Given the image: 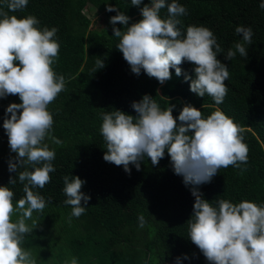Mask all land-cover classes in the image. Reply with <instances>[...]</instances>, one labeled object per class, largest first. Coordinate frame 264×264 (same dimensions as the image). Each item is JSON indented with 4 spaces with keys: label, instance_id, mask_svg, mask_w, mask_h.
I'll list each match as a JSON object with an SVG mask.
<instances>
[{
    "label": "trees",
    "instance_id": "1",
    "mask_svg": "<svg viewBox=\"0 0 264 264\" xmlns=\"http://www.w3.org/2000/svg\"><path fill=\"white\" fill-rule=\"evenodd\" d=\"M150 0L134 6L131 0H29L23 11L14 14L22 18L35 15L40 28L57 27L60 43L59 58L53 65L57 75L67 81L65 90L49 105L54 125L51 136L62 141L57 145L46 139L55 150V171L51 182L37 189L49 200L43 213H33L38 226L26 234L23 247L30 249L37 264H65L76 257L78 264H209L200 250L191 242L188 223L193 214L195 197L191 186H185L182 176L174 173L170 157L165 153L159 164L153 166L145 157L138 171L129 165L126 173L103 159L107 150L100 134L101 112L122 110L135 116L131 107L143 95L152 96L161 108L176 105L173 115L178 117L185 104L201 110L204 117L219 108L244 128V142L248 145V161L240 168H222L210 183L199 186L206 200L214 205L220 199L233 203L248 200L264 203V9L261 0H177L188 10L178 17V27L186 34L189 25L208 27L223 49L217 58L229 70L225 81L228 93L224 102L216 105L207 94L199 97L190 91L195 78L194 65L184 62L178 77L171 69L172 78L161 85L149 78L143 70L132 73L123 54L116 48L119 38L114 36L110 18L116 11L106 10L111 5L138 22L141 8ZM172 0H166L171 3ZM7 11V9L5 8ZM100 14L92 27L89 16ZM161 17L168 16L167 7ZM237 26L250 27L252 44L245 45L247 57L237 52L232 60L225 59L228 50L240 42ZM116 28L124 29L117 23ZM104 60L105 67L97 70L96 61ZM20 103L18 95L0 98V186L13 189L14 203L23 195V185H9L16 173L8 171L10 151L8 137L3 129L5 110L10 103ZM10 116V114H9ZM241 169H244L241 171ZM79 176L85 180L82 191L91 197L86 211L69 223L71 206L63 201V177ZM83 203V202H82ZM147 221L139 227L138 216ZM17 216L13 215V221ZM32 220L27 221L29 225ZM187 255L189 259L183 257Z\"/></svg>",
    "mask_w": 264,
    "mask_h": 264
},
{
    "label": "clouds",
    "instance_id": "2",
    "mask_svg": "<svg viewBox=\"0 0 264 264\" xmlns=\"http://www.w3.org/2000/svg\"><path fill=\"white\" fill-rule=\"evenodd\" d=\"M28 3L29 0H0V98L18 95L21 101L7 106L3 120L10 151L16 154L8 161V171L16 173L10 177L9 185H15L18 177L24 193L14 203L13 189L0 186V264H37L32 251L23 245L26 234L38 226L33 213H43L49 203L37 189L50 183V173L56 170L55 150L45 141L62 143L51 136L54 118L49 110L67 83L53 68L59 58V29L40 28L35 15H10L23 11ZM131 4L139 6L142 0H131ZM165 7L168 16L162 18L161 9ZM259 7L264 9V0ZM106 10L117 12L110 18L114 36L119 38L116 48L132 73L139 76L143 70L163 85L172 78L171 69L179 77L180 66L188 62L194 65L195 73L194 79L185 76V80H191L190 91L199 97L207 94L216 105L224 102L229 70L217 58L223 49L214 33L203 25H189L182 34L178 17L188 14L185 6L177 0H150L141 8L142 18L130 26V17L117 8L108 5ZM117 23L124 29L116 28ZM235 32L242 34V39L235 43V50H228L227 60L237 52L247 57L245 45L252 44L250 27L237 26ZM103 67L104 60L98 59L94 73ZM131 107L135 116L118 109L101 112L100 134L107 149L103 159L130 174V164L139 171L147 157L156 166L167 153L174 173L182 176L185 186H191L195 202L187 221L188 234L209 264H264V203L220 199L214 205L199 190L220 169L240 168L247 163L249 148L244 142V128L219 108L204 117L190 103L175 117L176 105L169 103L161 108L148 94L133 101ZM85 183L79 176L63 177V203L71 206L69 223L85 213L91 199L82 191ZM29 220L33 221L31 225ZM138 221L140 228L147 222L142 213ZM183 258L189 259L187 255ZM65 264H78V260L73 256ZM175 264H181L180 257Z\"/></svg>",
    "mask_w": 264,
    "mask_h": 264
},
{
    "label": "rangeland",
    "instance_id": "3",
    "mask_svg": "<svg viewBox=\"0 0 264 264\" xmlns=\"http://www.w3.org/2000/svg\"><path fill=\"white\" fill-rule=\"evenodd\" d=\"M85 14H87V16H89L90 21L92 23V27H96L98 29L101 28V26L103 25L102 21H99L96 24H94L95 23V20L100 16V14H88L87 12H85ZM1 140L2 139H0V141ZM67 260H69V259H67Z\"/></svg>",
    "mask_w": 264,
    "mask_h": 264
}]
</instances>
